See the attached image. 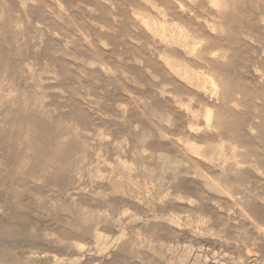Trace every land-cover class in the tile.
Masks as SVG:
<instances>
[{"label": "rangeland", "instance_id": "obj_1", "mask_svg": "<svg viewBox=\"0 0 264 264\" xmlns=\"http://www.w3.org/2000/svg\"><path fill=\"white\" fill-rule=\"evenodd\" d=\"M0 264H264V0H0Z\"/></svg>", "mask_w": 264, "mask_h": 264}, {"label": "bare ground", "instance_id": "obj_2", "mask_svg": "<svg viewBox=\"0 0 264 264\" xmlns=\"http://www.w3.org/2000/svg\"><path fill=\"white\" fill-rule=\"evenodd\" d=\"M160 23H161V22H160ZM161 26H162V25H161ZM161 26H160V27H161ZM144 28H145V27H144ZM147 32H148V31H147ZM161 33H162V32H161ZM162 34H163V33H162ZM157 35H158V34H157ZM161 36H162V35H161ZM163 38H164V37H163ZM191 51H192V50H191ZM167 63H168V62H167ZM104 66H105V64H104ZM198 77H199V76H198ZM203 81H204V80H203ZM208 82H209V81H208ZM206 83H207V82H206ZM204 84H205V83H204ZM211 84H212V83H211ZM209 85H210V83H209ZM194 87H195V86H194ZM216 87H217V86H216ZM202 89H203V87H202ZM202 89H201V90H202ZM213 89H214V88H213ZM210 90H211V89H210ZM111 91H112V90H111ZM203 91H204V90H203ZM208 117H209V116H208ZM206 118H207V117H206ZM205 122H206V121H205Z\"/></svg>", "mask_w": 264, "mask_h": 264}]
</instances>
